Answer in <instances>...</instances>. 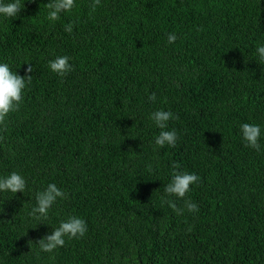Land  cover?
Wrapping results in <instances>:
<instances>
[{"label":"trees","instance_id":"1","mask_svg":"<svg viewBox=\"0 0 264 264\" xmlns=\"http://www.w3.org/2000/svg\"><path fill=\"white\" fill-rule=\"evenodd\" d=\"M48 2L0 16V63L20 76L33 66L0 124V177L26 181L0 192V264H264V0H100L95 11L74 0L57 21ZM59 56L64 76L49 68ZM157 110L175 117L174 147L155 144ZM243 123L260 126L259 151ZM173 164L200 177L185 198L164 192ZM51 183L67 198L37 220ZM162 199L199 210L178 215ZM70 216L84 236L42 251Z\"/></svg>","mask_w":264,"mask_h":264},{"label":"clouds","instance_id":"2","mask_svg":"<svg viewBox=\"0 0 264 264\" xmlns=\"http://www.w3.org/2000/svg\"><path fill=\"white\" fill-rule=\"evenodd\" d=\"M99 5L100 0H92L90 7L95 11ZM45 6L49 9L47 18L50 21H57L60 19L61 13L70 12L75 5L74 0H49ZM23 7L24 5L21 3V0H11V2L0 0V16L5 18L16 17ZM72 30V24H68L65 27V31L68 33H71ZM167 39L169 43H173L177 39V36L174 33H170ZM257 53L260 59L264 60V46H259ZM69 59L68 56H59L49 62V68L54 73L64 76L72 70ZM25 72L26 75L20 76L12 71L7 63H0V124L4 123L5 118L10 112L19 110L23 99V90L27 84H31L33 79V76L29 75L33 72V66L29 64ZM155 99L156 96L154 93L149 96V100L154 102ZM174 118L171 111L157 110L151 114L150 119L160 129L159 134L155 137V144L158 147L165 145L175 146L178 139L176 130H167L168 121ZM240 130L247 146L259 151L260 144L258 140L261 135L260 126L243 123L240 126ZM172 168L171 182L165 186L164 192L178 199L185 198L186 194L190 191V185L197 183L200 177L193 173L178 171V164H173ZM25 188V178L17 172H12L6 177H0V192H11L13 194L17 192L24 193ZM67 195L56 184H49L46 190L37 193L35 197L36 206L32 208L29 215L35 217L37 220L46 218L49 209L56 203L57 199H65ZM162 203H167L178 215H182L185 209L188 212H197L199 210L198 205L188 199L184 200L183 208L177 207L176 203L169 199H162ZM86 231L87 226L83 219L70 216L66 221H62L57 228L53 229L51 234L45 235L36 243L42 251L52 252L65 244V237L69 239L83 237Z\"/></svg>","mask_w":264,"mask_h":264}]
</instances>
